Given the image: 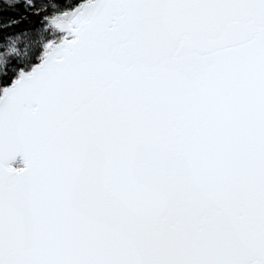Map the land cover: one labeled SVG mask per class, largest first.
I'll use <instances>...</instances> for the list:
<instances>
[{"label":"snow or ice","instance_id":"obj_1","mask_svg":"<svg viewBox=\"0 0 264 264\" xmlns=\"http://www.w3.org/2000/svg\"><path fill=\"white\" fill-rule=\"evenodd\" d=\"M0 264H264V0H3Z\"/></svg>","mask_w":264,"mask_h":264},{"label":"rangeland","instance_id":"obj_2","mask_svg":"<svg viewBox=\"0 0 264 264\" xmlns=\"http://www.w3.org/2000/svg\"><path fill=\"white\" fill-rule=\"evenodd\" d=\"M40 37L38 35L26 34L22 35L18 42L20 55H26L32 47L39 42Z\"/></svg>","mask_w":264,"mask_h":264},{"label":"trees","instance_id":"obj_3","mask_svg":"<svg viewBox=\"0 0 264 264\" xmlns=\"http://www.w3.org/2000/svg\"><path fill=\"white\" fill-rule=\"evenodd\" d=\"M3 3V0H0V4H2Z\"/></svg>","mask_w":264,"mask_h":264}]
</instances>
